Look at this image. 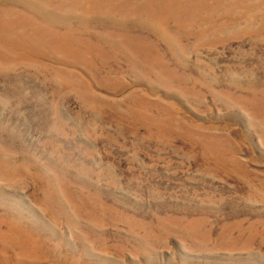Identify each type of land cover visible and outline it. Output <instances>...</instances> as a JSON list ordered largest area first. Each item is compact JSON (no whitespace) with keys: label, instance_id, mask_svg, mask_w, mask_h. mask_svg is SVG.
Instances as JSON below:
<instances>
[{"label":"rangeland","instance_id":"obj_1","mask_svg":"<svg viewBox=\"0 0 264 264\" xmlns=\"http://www.w3.org/2000/svg\"><path fill=\"white\" fill-rule=\"evenodd\" d=\"M0 264H264V0H0Z\"/></svg>","mask_w":264,"mask_h":264}]
</instances>
